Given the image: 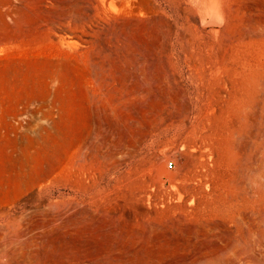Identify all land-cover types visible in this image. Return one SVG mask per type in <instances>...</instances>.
I'll use <instances>...</instances> for the list:
<instances>
[{
  "label": "rangeland",
  "instance_id": "1",
  "mask_svg": "<svg viewBox=\"0 0 264 264\" xmlns=\"http://www.w3.org/2000/svg\"><path fill=\"white\" fill-rule=\"evenodd\" d=\"M153 1L0 0V264H264V86L218 83L264 1Z\"/></svg>",
  "mask_w": 264,
  "mask_h": 264
},
{
  "label": "bare ground",
  "instance_id": "2",
  "mask_svg": "<svg viewBox=\"0 0 264 264\" xmlns=\"http://www.w3.org/2000/svg\"><path fill=\"white\" fill-rule=\"evenodd\" d=\"M102 1V6H104L105 8H106V4L108 3L109 5H111L112 7H113V2H112V0H101ZM133 1V0H132ZM153 1V0H152ZM168 1H170V0H168ZM181 1V0H180ZM212 1V0H211ZM222 1V0H221ZM247 1V0H246ZM251 2H252V0H250ZM262 1H264V0H262ZM171 2V1H170ZM202 2V1H201ZM215 2V5H216V3H218L217 2V0H215L214 1ZM223 2V1H222ZM250 2V3H251ZM255 2V1H254ZM256 2H261V1H256ZM127 3V2H126ZM153 3H154V1H153ZM152 2H151V4H153ZM245 3H247V2H245ZM253 3V2H252ZM143 4H145V3H143ZM149 4V3H148ZM175 4H176V2H175ZM203 4V3H202ZM233 4V3H232ZM123 5V4H122ZM125 5H127V4H124L123 5V8H121L122 6H120L119 7V9H118V7H116L117 9H118V11H121L122 9L123 10H127V8H129V6L127 7L126 6V8L124 7ZM133 5V4H132ZM153 5H156L155 3L153 4ZM219 5V4H218ZM237 6H238V4H236ZM242 5V4H241ZM255 5H256V3H255ZM254 4L252 5V6H255ZM260 5H262V3L260 4ZM117 6V5H116ZM149 6V5H148ZM198 6V5H197ZM243 6V5H242ZM246 6H248V5H246ZM245 6V7H246ZM250 6V5H249ZM257 6H258V4H257ZM133 7H134V5H133ZM144 7V6H143ZM153 7V6H152ZM157 8H158V10H160V4H159V0H158V3H157V6H156ZM211 7V6H210ZM214 7V6H213ZM216 7V6H215ZM223 7V6H222ZM240 7V6H239ZM251 7V6H250ZM259 7V6H258ZM113 8H115V7H113ZM142 8V7H141ZM145 8H146V6H145ZM155 8V7H154ZM194 8V7H193ZM217 8V7H216ZM224 8V7H223ZM222 8V9H223ZM236 7H234L233 9H235ZM249 8V7H248ZM263 8V7H262ZM73 9H74V7L72 6L71 8H70V12H71V14H67L66 16H65V18L68 20V19H70V21L71 20H74L77 16H75L74 15V13H73ZM131 9V8H130ZM177 9V8H176ZM232 9V8H231ZM255 9V8H254ZM264 9V8H263ZM262 9V10H263ZM126 10H125V12H126ZM238 10H240V8L238 9ZM242 10H245V8L243 7V9ZM247 10V9H246ZM250 10V9H249ZM106 11H107V9H106ZM117 10H116V12H118ZM142 11V10H141ZM198 11V10H197ZM225 11V10H224ZM253 11V10H252ZM256 11L258 12V11H261V10H257L256 9ZM124 12V11H123ZM193 12V11H192ZM227 12V11H226ZM237 12V11H236ZM235 12V13H236ZM246 12V11H245ZM249 12V11H248ZM257 12H255V13H257ZM263 12V11H262ZM261 12V14H263ZM115 13V12H114ZM126 13H128V15L130 14V12H129V9H128V12H126ZM143 13V12H142ZM190 12H188V14H189ZM224 13V12H223ZM238 13L239 12H237V16H238ZM240 13H241V11H240ZM252 13H254V12H252ZM252 13H251V15H252ZM254 13V14H255ZM199 14V13H198ZM233 15H234V13H232ZM247 15L246 13H243V15ZM190 16H191V14H189ZM224 15H226V13H224ZM159 16V15H158ZM185 16V15H184ZM194 16V15H193ZM231 16V15H230ZM236 16V17H237ZM249 16V15H248ZM247 16V17H248ZM258 16H260V15H258ZM257 16V17H258ZM208 17V16H207ZM231 17H233V16H231ZM253 17V16H252ZM256 17V14H255V16H254V18ZM255 18V19H253V18H250V17H248V19L244 22V24L241 26V30H240V33H239V35H237L236 33V37H234L235 35L232 33V35H233V39H229L230 37L228 36V38H224L223 37V40H222V46L221 47H223V45H224V51H223V49H221V52L223 51L224 53H225V51L227 52V49H226V46H230V45H236L238 42H240V40H242V39H246V38H251V37H253L254 35H255V37H259L260 35L262 36V38L264 39V15H262L261 17H258V18ZM151 18V17H150ZM153 18H155V17H153ZM160 18H161V16H160ZM166 18V17H165ZM194 18V17H193ZM234 18V17H233ZM119 19V18H118ZM125 19V18H124ZM128 19V18H127ZM126 19V20H127ZM146 19V18H145ZM156 19V18H155ZM225 19V18H224ZM237 19V18H236ZM240 19V18H239ZM239 19L238 20H236V21H234V22H237V21H239ZM120 20V19H119ZM136 20V19H135ZM147 20V19H146ZM161 20V19H160ZM165 20H168L167 18L165 19ZM165 20H163L164 22H162V21H160L163 25H164V23H166L167 21H165ZM220 20V19H219ZM234 20V19H233ZM244 20H245V17H244ZM243 20V21H244ZM121 21H122V19H121ZM129 21V19L127 20V22ZM134 21V20H133ZM137 21H138V19H137ZM137 21H135L136 22V24L138 23ZM144 21V20H143ZM142 21V22H143ZM154 22H155V20H153ZM153 21H150V22H152L153 23ZM156 21H158L157 19H156ZM196 21V20H195ZM203 21V20H202ZM126 21H124V23H127ZM130 22H132V21H130ZM130 22H128V23H130ZM146 22V21H145ZM127 23V24H128ZM134 22H132V24H133ZM148 23V22H147ZM152 23H150L151 24V26H152ZM187 23H188V19H187ZM197 23V22H196ZM123 24V23H122ZM131 24V25H132ZM141 24V23H140ZM157 24H158V22H157ZM160 24V23H159ZM168 24V23H167ZM231 25L233 24V23H230ZM229 24V25H230ZM118 25V24H117ZM154 25H155V23H154ZM153 25V26H154ZM211 25V24H210ZM223 25V24H222ZM224 25H226V24H224ZM240 25V24H239ZM251 25L253 26V29H252V31L254 30L255 31V27L257 28V31L254 33V31L253 32H250V30L248 29V28H250L251 27ZM254 25H255V27H254ZM129 26H130V24H129ZM133 26V25H132ZM159 26V25H158ZM157 26V27H158ZM162 26V25H161ZM160 26V27H161ZM166 26V25H165ZM165 26L163 27V30L165 29ZM236 26H238V25H236ZM250 26V27H249ZM117 27H119V26H117ZM116 27V28H117ZM122 27H123V25H122ZM127 27V26H126ZM126 27H124V28H126ZM134 27V26H133ZM133 27H130V28H128V29H130L129 31H131V28L133 29ZM136 27V26H135ZM134 27V30H136L137 31V27L135 28ZM155 27V26H154ZM169 27V26H168ZM168 27L166 26V29H168ZM217 27V26H216ZM219 27V26H218ZM149 28H151L150 27V25H149ZM230 28V27H229ZM233 28V27H232ZM118 29V28H117ZM145 29V28H144ZM144 29L142 30V31H144ZM155 29V28H154ZM154 29H152V30H154ZM158 29V28H157ZM182 29V28H181ZM223 29H225L224 28V26L222 27V29L221 30H223ZM115 30V29H114ZM118 30H121V31H125L124 29H118ZM139 30H140V28H138V33H139ZM146 30V29H145ZM148 30V29H147ZM156 30V29H155ZM163 30H160L159 29V31H163ZM174 30V29H173ZM228 30V29H227ZM135 31V32H136ZM142 31H140V32H142ZM157 31V30H156ZM171 31V30H170ZM182 31V30H181ZM224 31V32H223ZM222 32H220V35H221V33L223 34H225L226 32H229V31H231V30H229V31H226L225 32V30H223ZM233 31H234V29H233ZM120 32V31H119ZM127 32V29H126V31H125V33ZM131 32H133V31H131ZM148 33L150 32L151 33V31H147ZM146 31H145V33H147ZM166 32H168L169 33V31H166ZM184 32V31H183ZM113 33H116V32H113ZM129 33V32H128ZM128 33H127V35H128ZM137 32H136V34H138ZM143 33V32H142ZM142 33H139L138 35L140 36V34H142ZM149 33V34H150ZM155 33V32H154ZM180 33V32H179ZM185 34L187 33V32H184ZM158 34H160V33H158ZM164 34H165V32H164ZM170 34V33H169ZM230 34V33H229ZM228 34V35H229ZM129 35H130V33H129ZM134 35V34H133ZM133 35H131V36H133ZM143 35V34H142ZM146 36H147V34H145ZM145 35H143V36H145ZM152 35V34H151ZM163 35V34H162ZM162 35H160L161 37H162ZM167 35V36H166ZM179 35H181V34H179ZM187 35V34H186ZM186 35H184L183 34V37L185 36L186 37ZM189 35V34H188ZM187 35V37H189ZM116 36H117V33H116ZM121 36V35H120ZM135 36V35H134ZM143 36H141L142 38H143ZM145 36V37H146ZM164 36H166V37H168V34L166 33L165 35H163V37ZM227 36V35H226ZM231 36V35H230ZM118 37V36H117ZM136 37V36H135ZM144 37V38H145ZM152 37V36H151ZM182 37V35H181V37H179V38H183ZM221 37V36H220ZM131 38H133V37H131ZM154 38L155 37H153L152 39H149V36H148V39L149 40H154ZM165 38V37H164ZM129 39H130V37H129ZM134 39V38H133ZM137 39V38H136ZM184 39V38H183ZM131 40V39H130ZM135 40V39H134ZM142 40H144V39H142ZM146 40V39H145ZM185 40V39H184ZM189 40H190V38H189ZM208 40V39H207ZM122 39H120V38H115L113 41H112V43L110 44V45H108V44H104V46H103V50H104V52H106L107 54L108 53H110V54H118V52H119V54H120V50H122L121 48H122V45H124V47H125V44H123L122 42ZM124 41V40H123ZM127 41V40H126ZM133 41V40H132ZM140 41V40H139ZM138 41V42H139ZM157 41V40H156ZM163 41V40H162ZM162 41H161V38L159 39V41H158V43H157V50H155V53H156V55H157V57H158V59H161L162 60V62H163V59L165 58L166 59V56L162 59L161 57V55H162V47L164 46V47H166L165 45H163V44H165V43H162ZM169 41H170V39H169ZM169 41L168 42H166V43H169ZM136 42V43H135ZM134 43H135V45H137V41H135ZM164 42V41H163ZM122 43V44H121ZM124 43H125V41H124ZM133 42H131V44H134ZM149 43H150V41H149ZM148 43V44H149ZM154 43H155V41H154ZM171 43V42H170ZM183 44H184V42H182ZM190 43V42H189ZM202 43H204V42H202ZM210 43V42H209ZM221 43V42H220ZM143 44V43H142ZM152 44V43H151ZM150 44V45H151ZM134 45V46H135ZM139 45H140V43H139ZM144 45H147V44H144ZM163 45V46H162ZM182 45V44H181ZM188 45V44H187ZM261 45V44H260ZM154 46V45H153ZM204 46V45H203ZM220 46V45H219ZM247 46V45H246ZM141 47V46H140ZM170 47V46H169ZM168 47V48H169ZM187 47H189V45L187 46ZM191 47V46H190ZM234 47V46H233ZM243 47V46H242ZM245 47V46H244ZM254 47V46H253ZM139 48V47H138ZM167 48V47H166ZM204 48V47H203ZM248 48V47H247ZM251 48V47H250ZM130 49H131V47H130ZM140 49V48H139ZM145 49V48H144ZM154 49H155V46H154ZM170 49V48H169ZM169 49H166L164 52H166L167 50H169ZM219 49V48H218ZM226 49V50H225ZM253 49V48H252ZM127 50H128V48H127ZM186 50V49H185ZM189 50V49H188ZM248 50V52H249V48L247 49ZM254 50V49H253ZM257 50V49H256ZM260 50H262V49H260ZM132 51V50H131ZM142 51H144L143 49H142ZM146 51V50H145ZM190 51V50H189ZM251 51V50H250ZM259 51V50H258ZM122 52H124V53H127V52H125V51H121V54H122ZM141 52V51H140ZM149 51H146V53H148ZM208 52V51H207ZM220 52V53H221ZM229 52V51H228ZM233 52H234V50H233ZM244 52H246V51H244ZM252 52V51H251ZM257 52V51H256ZM154 53V54H155ZM209 53V52H208ZM120 54V55H121ZM153 54V53H152ZM153 54V55H154ZM186 54V53H185ZM184 54V55H185ZM212 54V53H211ZM219 54V53H218ZM226 54V53H225ZM228 54V53H227ZM240 54H242V53H240ZM239 54V55H240ZM246 54V53H245ZM123 55H126V54H123ZM149 55H151L150 53H149ZM148 55V56H149ZM192 54L190 53V56H191ZM237 55V54H236ZM244 55V54H243ZM252 55V54H251ZM250 55V56H251ZM113 56V55H112ZM117 56H119V55H116L115 57H117ZM129 56V55H128ZM136 56H137V54H136ZM147 56V55H146ZM152 56V55H151ZM174 56V55H173ZM187 56V55H186ZM219 56V55H218ZM222 56V55H221ZM227 56V55H226ZM114 57V56H113ZM130 57V56H129ZM133 57H134V55H133ZM238 57V56H237ZM246 57V56H245ZM122 58H125V57H122ZM122 58H119V59H122ZM132 58V57H131ZM130 58V59H131ZM141 58V57H140ZM186 58V57H185ZM228 58V57H227ZM241 58H243L242 56H241ZM118 59V58H117ZM117 59L115 60V59H113V60H115V62L117 61ZM136 59V58H135ZM239 59H240V57H239ZM250 59V58H249ZM125 60V59H124ZM155 60H157V59H155ZM209 60V59H208ZM207 60V61H208ZM234 60H236V57L234 58ZM233 60V61H234ZM119 61V60H118ZM127 61V60H126ZM135 61V60H134ZM157 61H159V60H157ZM156 61V62H157ZM165 61H167V59L165 60ZM188 61V60H187ZM190 61V60H189ZM240 61V60H239ZM243 61V60H242ZM252 61V60H251ZM254 61V60H253ZM259 61V60H258ZM264 61V60H263ZM120 62V61H119ZM121 62H122V60H121ZM120 62V63H121ZM132 62H133V60H132ZM137 62V61H136ZM145 62H146V60H145ZM159 62H161V61H159ZM168 62V61H167ZM166 62V63H167ZM194 62V61H193ZM220 62V61H219ZM119 63V64H120ZM123 63V62H122ZM121 63V64H122ZM124 63H126V62H124ZM134 63V62H133ZM143 63V62H142ZM147 63H148V61H147ZM158 63V62H157ZM164 63V62H163ZM162 63V64H163ZM166 63H164V65L166 64ZM189 63H191V61L189 62ZM196 63V62H195ZM209 63V62H208ZM234 63V62H233ZM235 63H236V61H235ZM244 63V62H243ZM248 63V62H247ZM149 64H150V62H149ZM153 64V63H152ZM152 64H151V66H152ZM156 64V63H155ZM154 64V65H155ZM198 64V63H197ZM210 64V63H209ZM232 64V63H231ZM143 65V64H142ZM145 65V64H144ZM163 65V67H165ZM167 65V64H166ZM187 65V64H186ZM190 65H192V63L190 64ZM219 65V64H218ZM145 66H147V65H145ZM195 66V65H194ZM193 66V67H194ZM207 67H208V65H206ZM236 66V65H235ZM198 67V66H197ZM215 67V66H214ZM213 67V68H214ZM218 67V66H217ZM230 67V66H229ZM233 67V66H232ZM149 68V70H150V68L151 67H148ZM147 68V69H148ZM188 68L190 69V67H189V65H188ZM192 68V67H191ZM196 68V67H195ZM201 68H203V67H201ZM210 68H212L211 66H210ZM151 69H153V68H151ZM227 69V68H226ZM226 69H224V70H226ZM231 69V68H230ZM159 70V69H158ZM198 70H199V67H198ZM234 75H235V77H232V79L233 78H235L234 80H229L230 79V77H229V79L228 78H226L227 76H228V74L226 75V73H225V75L226 76H223L222 78H221V80H219V82L218 83H220L221 82V84L219 85V86H238V85H244V86H264V62H255V63H251V64H245V65H241V67H234ZM146 72H148L149 73V71L148 70H145ZM197 71V70H196ZM210 71V70H209ZM223 71V70H222ZM228 71H232V70H228ZM172 72V71H171ZM221 72V71H220ZM224 73V72H223ZM228 73V72H227ZM154 74H156V72L154 73ZM213 74V73H212ZM179 75V74H178ZM220 75H221V73H220ZM219 74L216 76V77H221ZM224 75V74H223ZM233 75V74H232ZM232 75H229V76H232ZM158 76V75H157ZM175 76V75H174ZM215 76V75H214ZM148 77V76H147ZM152 77H154V76H152ZM151 77V80H153V78ZM167 77H169V75H167ZM166 77V78H167ZM210 77V76H209ZM149 78V77H148ZM155 78V77H154ZM166 78H164V80H166ZM213 78V77H212ZM147 79V78H146ZM170 79H171V77H170ZM174 79V78H173ZM176 79V78H175ZM150 80V81H151ZM156 80V79H155ZM149 81V80H148ZM150 81L148 82V85H149V83H150ZM157 81H158V79H157ZM170 81H172V80H170ZM178 81V80H177ZM153 81H151V83H152ZM156 82V81H155ZM162 82V81H161ZM164 82V81H163ZM174 82V81H173ZM211 82V81H210ZM150 83V84H151ZM154 83V82H153ZM166 83V82H165ZM212 83V82H211ZM217 83V82H216ZM168 84V83H167ZM207 84V83H206ZM153 85V84H152ZM159 85V84H158ZM157 85V86H158ZM217 85V86H218ZM156 86V85H155ZM162 86H164V84H162ZM203 86V85H202ZM126 156H127V154L126 153H124V154H121L120 156H114L112 159H111V161H110V163H109V166L106 168V170H105V173H106V177L104 178V182H108L109 184L111 183V181L113 180V178H114V170L116 169V167L118 166V164L119 163H122L123 161L122 160H124V161H127V158H126ZM79 159H81V160H83L82 159V157H80ZM161 158L159 157L158 158V160H160ZM235 159H236V157L234 158V160H233V162H235ZM78 164V163H77ZM79 164H81V163H79ZM80 168V167H79ZM80 170H81V168H80ZM201 180H200V183H199V185L196 187V189L195 190H197L198 188H200V187H202L201 185L203 184V183H205L206 181H207V179L206 178H200ZM195 188V187H194Z\"/></svg>",
  "mask_w": 264,
  "mask_h": 264
},
{
  "label": "built area",
  "instance_id": "3",
  "mask_svg": "<svg viewBox=\"0 0 264 264\" xmlns=\"http://www.w3.org/2000/svg\"><path fill=\"white\" fill-rule=\"evenodd\" d=\"M168 167L170 168L174 167V163L172 160L168 161Z\"/></svg>",
  "mask_w": 264,
  "mask_h": 264
}]
</instances>
